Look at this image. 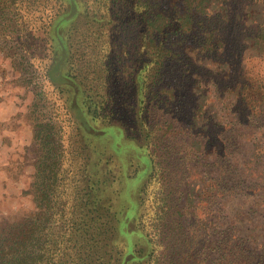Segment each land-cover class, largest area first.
I'll use <instances>...</instances> for the list:
<instances>
[{
    "label": "trees",
    "instance_id": "16d2710c",
    "mask_svg": "<svg viewBox=\"0 0 264 264\" xmlns=\"http://www.w3.org/2000/svg\"><path fill=\"white\" fill-rule=\"evenodd\" d=\"M0 27L15 56L39 44L47 50L41 77L61 98L73 97L63 110L76 138L65 148L38 132L48 157L34 164V209L0 225V264H203L200 235L182 225L185 208L175 211L171 192L155 191L150 148L161 121L184 120L187 89L196 98L191 128L209 120L216 104L194 71L227 77L232 44L261 71L225 92V101L264 119V0H0ZM118 133L150 151V180L140 188L111 191L119 182L104 155L109 142L117 150ZM258 147L254 158L264 156ZM162 219L173 225L164 237Z\"/></svg>",
    "mask_w": 264,
    "mask_h": 264
},
{
    "label": "rangeland",
    "instance_id": "374dc122",
    "mask_svg": "<svg viewBox=\"0 0 264 264\" xmlns=\"http://www.w3.org/2000/svg\"><path fill=\"white\" fill-rule=\"evenodd\" d=\"M3 41L0 39V225L34 209L28 191L34 164L37 156L48 157L47 147L40 148L36 141L38 132L49 143L61 138L65 148L68 143L76 144L75 131H71L63 110L66 98L73 97L65 92L61 98L41 77L47 50L41 49V44L33 46L23 52V59L13 54L10 42ZM240 45L232 44V72L227 77L208 67L194 71L216 104L204 126H190L196 98L187 89L183 91L184 120L161 121L158 140L150 148L157 157L159 183L156 181L155 191L171 192L175 211L185 208L182 225L200 235L197 257L203 264H222L224 260H230L228 264H264V156L252 155L256 144L258 151L264 152V119L259 113H248L244 106L225 101V92L260 75L261 63L241 58ZM234 111L239 114L237 118ZM111 134L105 137L110 139ZM117 136V150H112L109 142L104 155L111 157L110 173L119 182L111 191L127 186L131 190L140 188L150 180L145 155L149 149L141 140H127L119 133ZM95 144L99 150L102 142ZM160 221L161 236L173 225L163 227V219Z\"/></svg>",
    "mask_w": 264,
    "mask_h": 264
}]
</instances>
